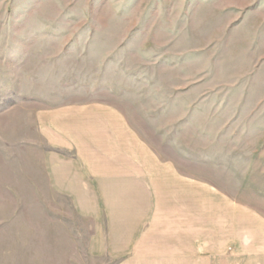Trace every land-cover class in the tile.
Listing matches in <instances>:
<instances>
[{"label":"rangeland","instance_id":"1","mask_svg":"<svg viewBox=\"0 0 264 264\" xmlns=\"http://www.w3.org/2000/svg\"><path fill=\"white\" fill-rule=\"evenodd\" d=\"M53 158L160 167L172 217L260 262L264 0H0V264H110Z\"/></svg>","mask_w":264,"mask_h":264},{"label":"crops","instance_id":"2","mask_svg":"<svg viewBox=\"0 0 264 264\" xmlns=\"http://www.w3.org/2000/svg\"><path fill=\"white\" fill-rule=\"evenodd\" d=\"M111 160L53 158L48 167L52 190L90 219L92 255L110 264H264V257L241 262L239 250L226 251L202 213L193 221L178 208L179 217H172V181L162 180L160 167L146 168L138 158Z\"/></svg>","mask_w":264,"mask_h":264}]
</instances>
